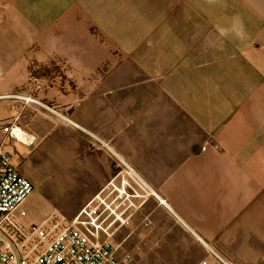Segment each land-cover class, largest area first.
Segmentation results:
<instances>
[{
	"label": "crops",
	"instance_id": "1",
	"mask_svg": "<svg viewBox=\"0 0 264 264\" xmlns=\"http://www.w3.org/2000/svg\"><path fill=\"white\" fill-rule=\"evenodd\" d=\"M52 64L39 97L71 123L16 100ZM0 103L38 136L22 146L54 136L100 184L82 207L117 156L166 200L150 196L115 230L119 257L114 237L130 228L165 254L189 251L187 235L202 247L190 264H214L210 248L264 264V0H0Z\"/></svg>",
	"mask_w": 264,
	"mask_h": 264
},
{
	"label": "built area",
	"instance_id": "2",
	"mask_svg": "<svg viewBox=\"0 0 264 264\" xmlns=\"http://www.w3.org/2000/svg\"><path fill=\"white\" fill-rule=\"evenodd\" d=\"M47 83L34 81V93L44 91ZM25 100L40 104L32 95ZM50 112L61 116L56 110ZM63 119L71 123L65 116ZM4 124L6 138L27 147L37 142V136L18 125V119ZM94 139L109 148L105 142ZM117 160V173L70 223L66 224L64 218H49L39 226H29L25 223L28 214L24 205L34 184L16 169L10 154L0 146V264H133L132 252L119 257L110 245L115 230L127 226L150 196L169 205L130 165L118 156ZM209 256L214 264H234L211 248Z\"/></svg>",
	"mask_w": 264,
	"mask_h": 264
},
{
	"label": "rangeland",
	"instance_id": "3",
	"mask_svg": "<svg viewBox=\"0 0 264 264\" xmlns=\"http://www.w3.org/2000/svg\"><path fill=\"white\" fill-rule=\"evenodd\" d=\"M56 69L58 67L52 64L48 68L46 67V69L40 68L37 72H34V75L39 80L48 81V75ZM102 75L103 72L98 73V77ZM47 87L49 88V85ZM31 95L33 99L40 102L39 106L25 100ZM16 100L24 102L26 105L36 106L40 108L39 111H44L47 114L58 117V115L50 112L54 109L40 99L39 93L35 95H17ZM15 109L17 108L14 106L8 107L7 103H0V143L5 150L12 152L14 155L16 154L19 159L22 158L24 166L33 174L34 191L24 205L28 214L25 223L29 226H39L49 218H53V220L64 218L65 223L68 224L82 207L85 199L91 193H96L100 188V184H89L83 178L84 173H81L80 164L76 163L74 158L69 156V152L57 142L54 136L41 143L39 142V147L36 149L26 148L18 142L6 138L2 129L5 125L4 123L12 116ZM63 117L61 113L59 118L63 119ZM38 118L42 117L39 116ZM61 139L62 141L67 139L68 142L75 141L79 143V138L72 134H68L65 137L62 135ZM77 159H79V156ZM131 231L132 229L125 228L114 238L116 240L115 246L122 243V249L132 252L134 257L133 264H177V262L168 260L167 256L185 257V262L181 261L180 264H190L199 257V253L202 251L199 243H195L196 241L194 242L187 235L184 240L187 243L185 248L189 251L174 254L151 251L146 248L143 241H139L135 237V234L130 236Z\"/></svg>",
	"mask_w": 264,
	"mask_h": 264
},
{
	"label": "trees",
	"instance_id": "4",
	"mask_svg": "<svg viewBox=\"0 0 264 264\" xmlns=\"http://www.w3.org/2000/svg\"><path fill=\"white\" fill-rule=\"evenodd\" d=\"M42 68H44V69H46V67H42ZM32 73H33V69H32ZM57 75H60V74H57ZM32 79H34L35 81L36 80H39V79H37V76L36 75H34V73L32 74ZM49 77V76H48ZM47 78V77H46Z\"/></svg>",
	"mask_w": 264,
	"mask_h": 264
}]
</instances>
